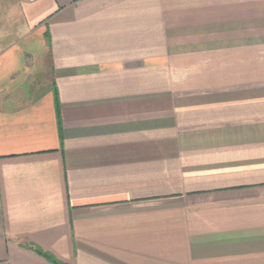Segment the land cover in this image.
Returning <instances> with one entry per match:
<instances>
[{
	"label": "crops",
	"instance_id": "obj_1",
	"mask_svg": "<svg viewBox=\"0 0 264 264\" xmlns=\"http://www.w3.org/2000/svg\"><path fill=\"white\" fill-rule=\"evenodd\" d=\"M15 1L0 264H264V0Z\"/></svg>",
	"mask_w": 264,
	"mask_h": 264
},
{
	"label": "rangeland",
	"instance_id": "obj_2",
	"mask_svg": "<svg viewBox=\"0 0 264 264\" xmlns=\"http://www.w3.org/2000/svg\"><path fill=\"white\" fill-rule=\"evenodd\" d=\"M17 1L12 0H0V9H5V8H12V9H17Z\"/></svg>",
	"mask_w": 264,
	"mask_h": 264
}]
</instances>
